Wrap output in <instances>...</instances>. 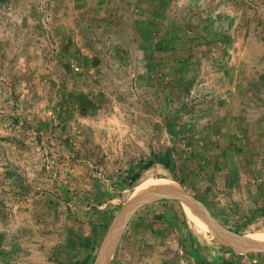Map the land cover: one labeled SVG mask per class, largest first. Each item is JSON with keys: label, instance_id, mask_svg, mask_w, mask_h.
<instances>
[{"label": "rangeland", "instance_id": "374dc122", "mask_svg": "<svg viewBox=\"0 0 264 264\" xmlns=\"http://www.w3.org/2000/svg\"><path fill=\"white\" fill-rule=\"evenodd\" d=\"M123 215L106 264H264L210 223L264 245V0H0V264H95Z\"/></svg>", "mask_w": 264, "mask_h": 264}, {"label": "water", "instance_id": "95a60500", "mask_svg": "<svg viewBox=\"0 0 264 264\" xmlns=\"http://www.w3.org/2000/svg\"><path fill=\"white\" fill-rule=\"evenodd\" d=\"M166 188L171 192V195H168V196L167 195H160V194L153 195L155 193L153 191L146 192L144 194V196L136 204L141 203L143 201H148V200L157 199V198H161V197H177V198L182 199L183 201H185L188 204H191L192 203L193 205L194 204L195 205H198L197 203H195L197 201L194 198H193V200L195 202L194 201H191L189 195L185 191H182L180 188H178V187H176V188L175 187H170V188L166 187ZM132 206L129 208V211L131 210ZM198 209L200 211H203V210H201L200 206H199ZM126 214H127V212L124 215H126ZM124 215L122 217H120L119 220H117V222L115 223L114 227L112 228L111 233H110V236L108 238L109 240L107 239L108 242L107 241L105 242L107 244L104 246L102 252H100L97 260L95 261V264H102V262L104 264H106L107 259H108V252H109L110 244H112V242L114 243V239H115L118 231L120 230V228L122 226L123 219H124ZM210 223H211V226L213 227V229L215 231H217L220 235H227V236H231L233 234L234 235H237V234H235V233H233V232L225 229L221 225H218V226L217 225H214L211 221H210ZM238 237H240V236H238ZM251 243L252 242L246 244L245 250L246 249H249V248H254V249L263 248L264 249V245H261V244L256 245V244H253V243L251 244Z\"/></svg>", "mask_w": 264, "mask_h": 264}, {"label": "bare ground", "instance_id": "6f19581e", "mask_svg": "<svg viewBox=\"0 0 264 264\" xmlns=\"http://www.w3.org/2000/svg\"><path fill=\"white\" fill-rule=\"evenodd\" d=\"M151 182H152V178H151V175L150 174H148L144 179H143V181L141 182V184L139 185V186H137L138 188H137V190L138 191H142V190H144L145 188H147L149 185H151ZM159 185V184H158ZM162 185H163V183H162ZM161 186V185H160ZM153 187V186H152ZM150 191H154L155 193L153 194V195H155V194H160V195H171V192L166 188V185H163V186H161V187H159V188H153L152 190H150ZM149 191V192H150ZM186 203V202H185ZM186 209V212H187V214H188V216L191 218V219H193L194 221H196L197 223H199L200 222V219H199V217L196 215V213L195 212H193V210H191L190 208H188V207H186L185 208ZM255 236H257L258 237V239H254L255 241H259V239L261 240V241H259V242H262V243H264V234H254ZM223 238H224V240L227 242V243H229L230 245H232V246H236V247H238V248H246V244H248V243H250L249 241H248V239H245V238H240V237H238L237 235H231V236H227V235H221ZM251 249V248H250ZM241 250H243V249H241ZM102 264H103V262H102Z\"/></svg>", "mask_w": 264, "mask_h": 264}, {"label": "trees", "instance_id": "16d2710c", "mask_svg": "<svg viewBox=\"0 0 264 264\" xmlns=\"http://www.w3.org/2000/svg\"><path fill=\"white\" fill-rule=\"evenodd\" d=\"M153 164H154V161H149V162L146 164V168H150ZM140 177H141V174H140V173L135 174V175L133 176L132 182L137 181ZM237 232H239V231H237Z\"/></svg>", "mask_w": 264, "mask_h": 264}]
</instances>
